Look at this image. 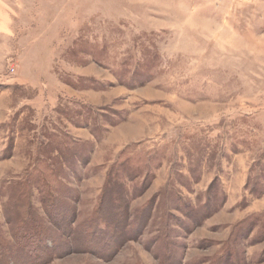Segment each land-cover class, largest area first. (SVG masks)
<instances>
[{
  "label": "rangeland",
  "instance_id": "374dc122",
  "mask_svg": "<svg viewBox=\"0 0 264 264\" xmlns=\"http://www.w3.org/2000/svg\"><path fill=\"white\" fill-rule=\"evenodd\" d=\"M0 239L264 264V0H0Z\"/></svg>",
  "mask_w": 264,
  "mask_h": 264
},
{
  "label": "trees",
  "instance_id": "16d2710c",
  "mask_svg": "<svg viewBox=\"0 0 264 264\" xmlns=\"http://www.w3.org/2000/svg\"><path fill=\"white\" fill-rule=\"evenodd\" d=\"M113 195H114V193H113ZM26 213H27V215H29L30 214L29 210H26L25 214ZM28 217H30V216H28ZM30 219H31L30 220L31 223L29 222L30 223L29 224L30 230L29 229L24 230L23 233H20V236L18 233L16 234L17 236H19L18 237L19 238L18 243H19V248L21 249V251L19 253V255H20L19 257L25 256V258H27V257L32 258L33 255L38 253V251H36V247L40 248V246H42V248H41V252H42L43 249H47V247H46L47 239L51 238L50 236L46 237L48 230H50L49 227H45V225H43V223L39 222L37 219H33L31 217H30ZM41 233H42L43 237L41 236ZM36 235H40V237H42V240L40 239V237H38L36 239ZM6 244L7 243H5V241L0 239V250L1 251H5V252L8 251L9 246H8V244L7 245ZM6 255L8 257V252L6 253ZM3 264H10L9 259L6 258V260H4Z\"/></svg>",
  "mask_w": 264,
  "mask_h": 264
}]
</instances>
